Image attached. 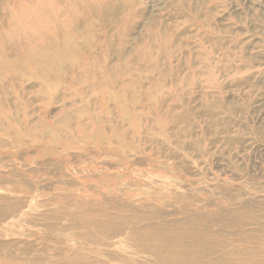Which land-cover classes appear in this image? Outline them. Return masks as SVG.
Masks as SVG:
<instances>
[{
  "label": "rangeland",
  "instance_id": "1",
  "mask_svg": "<svg viewBox=\"0 0 264 264\" xmlns=\"http://www.w3.org/2000/svg\"><path fill=\"white\" fill-rule=\"evenodd\" d=\"M0 264H264V0H0Z\"/></svg>",
  "mask_w": 264,
  "mask_h": 264
},
{
  "label": "bare ground",
  "instance_id": "2",
  "mask_svg": "<svg viewBox=\"0 0 264 264\" xmlns=\"http://www.w3.org/2000/svg\"><path fill=\"white\" fill-rule=\"evenodd\" d=\"M48 69V68H47ZM185 239H187L186 237H185ZM189 240V239H188ZM166 242V241H165ZM166 245H165V247L167 248V250H169V248H170V246L169 245H167V242L165 243ZM178 246V245H177ZM191 249V248H190ZM188 250V249H187ZM190 261V260H189Z\"/></svg>",
  "mask_w": 264,
  "mask_h": 264
}]
</instances>
